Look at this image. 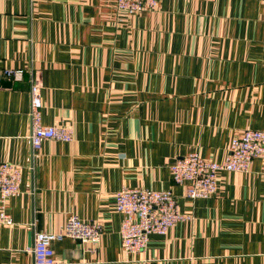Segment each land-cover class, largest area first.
I'll list each match as a JSON object with an SVG mask.
<instances>
[{
    "label": "crops",
    "instance_id": "1",
    "mask_svg": "<svg viewBox=\"0 0 264 264\" xmlns=\"http://www.w3.org/2000/svg\"><path fill=\"white\" fill-rule=\"evenodd\" d=\"M115 3L0 0V163L21 169L0 264H33L34 234L60 233L70 215L103 234L97 246L54 241L56 264H264V157L219 172L209 199L186 198L169 171L190 152L222 162L234 137L264 132V0H158L133 15ZM31 75L42 125L73 130L35 154ZM122 188L170 191L187 219L128 254Z\"/></svg>",
    "mask_w": 264,
    "mask_h": 264
},
{
    "label": "built area",
    "instance_id": "2",
    "mask_svg": "<svg viewBox=\"0 0 264 264\" xmlns=\"http://www.w3.org/2000/svg\"><path fill=\"white\" fill-rule=\"evenodd\" d=\"M158 0H116L115 10L127 14L153 11ZM5 76L13 81L22 79V70H6ZM29 141L33 154L45 141H73V130L65 127L44 126L41 122L42 102L38 80L30 76L29 91ZM264 157V132L247 129L234 137L222 162L204 159L197 152H190L176 159L169 171L174 184L184 187L185 197L191 201L209 199L217 191L219 172L247 173L257 158ZM21 169L8 162L0 163V221L11 225L5 212L6 202L21 193ZM115 211L122 215L119 230L121 245L126 253L143 251L150 234L165 235L187 217L179 211L177 198L170 191L122 188L115 193ZM103 234L101 225L95 221L83 222L70 215L63 230L58 234L36 232L31 253L33 264H56L52 243L64 237L81 244L97 246Z\"/></svg>",
    "mask_w": 264,
    "mask_h": 264
}]
</instances>
